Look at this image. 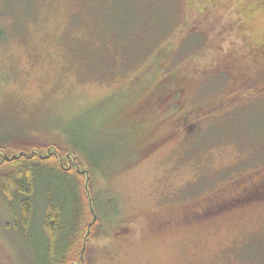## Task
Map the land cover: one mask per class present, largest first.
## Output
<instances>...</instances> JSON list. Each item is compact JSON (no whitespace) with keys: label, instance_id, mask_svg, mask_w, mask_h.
Segmentation results:
<instances>
[{"label":"rangeland","instance_id":"rangeland-1","mask_svg":"<svg viewBox=\"0 0 264 264\" xmlns=\"http://www.w3.org/2000/svg\"><path fill=\"white\" fill-rule=\"evenodd\" d=\"M263 45L264 0H0V132L90 172L87 264H264V200H229L264 179ZM61 190L27 230L0 195V264H46Z\"/></svg>","mask_w":264,"mask_h":264},{"label":"trees","instance_id":"trees-1","mask_svg":"<svg viewBox=\"0 0 264 264\" xmlns=\"http://www.w3.org/2000/svg\"><path fill=\"white\" fill-rule=\"evenodd\" d=\"M260 51L264 57V45ZM231 81L230 84L234 86L236 80L231 78ZM233 89L224 88L222 92L231 94ZM173 105L178 106L177 103ZM68 148L69 154L59 145L49 146L33 138L9 136L0 132V195L8 202L20 200L23 229L27 230L34 219L35 198L41 184L56 179L60 182L61 193L65 195L66 201L59 203L52 199L53 193L47 191L46 195L50 200L47 198L44 201L41 226L48 242L46 264H87L85 260L88 245L85 237H90L96 221L100 220L93 209L89 192L90 172L81 169L82 163L77 154L73 148ZM49 151V155L44 154ZM66 153L69 162L66 160ZM253 183L264 184V179ZM253 198L255 197L235 204L264 200V194ZM207 212L209 211L203 215Z\"/></svg>","mask_w":264,"mask_h":264},{"label":"flooded vegetation","instance_id":"flooded-vegetation-1","mask_svg":"<svg viewBox=\"0 0 264 264\" xmlns=\"http://www.w3.org/2000/svg\"><path fill=\"white\" fill-rule=\"evenodd\" d=\"M244 186L246 187H244V189H242V191L239 194L234 196L232 195L229 198V200H233L232 202L233 204H235V202H241V200H245L247 198L250 199L252 197H255L253 199H256V197L259 196L260 194H264V184L250 183Z\"/></svg>","mask_w":264,"mask_h":264}]
</instances>
